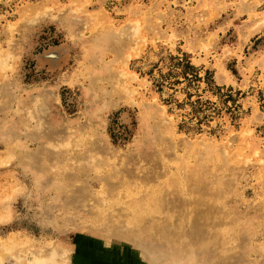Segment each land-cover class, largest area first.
Returning a JSON list of instances; mask_svg holds the SVG:
<instances>
[{
  "label": "rangeland",
  "instance_id": "rangeland-1",
  "mask_svg": "<svg viewBox=\"0 0 264 264\" xmlns=\"http://www.w3.org/2000/svg\"><path fill=\"white\" fill-rule=\"evenodd\" d=\"M0 218L74 264H264V0H0Z\"/></svg>",
  "mask_w": 264,
  "mask_h": 264
},
{
  "label": "bare ground",
  "instance_id": "bare-ground-1",
  "mask_svg": "<svg viewBox=\"0 0 264 264\" xmlns=\"http://www.w3.org/2000/svg\"><path fill=\"white\" fill-rule=\"evenodd\" d=\"M111 211H114V209L113 210L111 209ZM119 214H121V216H118V218L122 219L123 217V220L120 221L121 223H125V222L130 223L126 227L134 226L137 219L141 215L143 216L142 211H136L132 209L126 212V214L125 213L122 214L118 212L117 215ZM110 216L112 215H108L105 208L104 225H106L108 219H110ZM118 218L116 219L117 221ZM1 219L2 218H0V220ZM62 248L63 247H61V250ZM67 251H69V248L63 249L62 251H60L61 253L57 252V250L49 251L44 246H37V244H32L29 240L24 241V240H17V239L15 240L13 238L11 239L9 238L8 240H0V264H4L7 260H10L11 264H74L70 259L71 257L66 254ZM145 253L148 255L147 252ZM145 253L144 255H146ZM30 254L31 257L29 258ZM147 260L149 264H156L154 263L153 260L149 259L148 257ZM77 264H91V257L87 253H83L82 255L79 256Z\"/></svg>",
  "mask_w": 264,
  "mask_h": 264
},
{
  "label": "trees",
  "instance_id": "trees-1",
  "mask_svg": "<svg viewBox=\"0 0 264 264\" xmlns=\"http://www.w3.org/2000/svg\"><path fill=\"white\" fill-rule=\"evenodd\" d=\"M191 62L190 61H188L187 63H186V67L187 68H195V66L194 65H192V64H190Z\"/></svg>",
  "mask_w": 264,
  "mask_h": 264
}]
</instances>
